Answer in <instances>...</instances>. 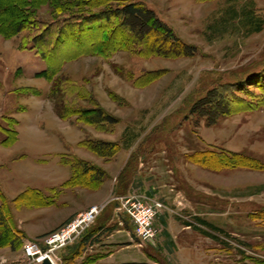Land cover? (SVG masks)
Wrapping results in <instances>:
<instances>
[{"label": "rangeland", "instance_id": "rangeland-1", "mask_svg": "<svg viewBox=\"0 0 264 264\" xmlns=\"http://www.w3.org/2000/svg\"><path fill=\"white\" fill-rule=\"evenodd\" d=\"M140 1L194 45L196 53L164 57L142 52L125 40L124 31L118 32L121 43L94 53L87 50L89 41L78 42L76 31L56 55L44 59L29 47L32 41L23 47L33 31L0 35V125L19 132L14 144L4 145L7 134L0 128V186L10 201L27 186L48 190L50 182L58 185L71 174L59 163L62 153L93 156L79 145L84 138L116 141L121 148L110 159L126 162L120 175L131 179L138 171L143 177L151 173L166 184L162 189L171 198L167 201L178 195L185 203L184 209L172 204L176 223H191L183 230L182 256L154 247V241L144 244L145 261L138 264L264 260V25L250 32L244 18L248 9L264 18V0ZM50 12L44 5L37 16L49 23ZM157 71L160 76L147 82ZM255 81L262 84H251ZM221 85L229 91L236 88L255 108L208 125L205 117L191 114L190 107L208 89ZM97 105L118 122L95 126L71 114ZM66 112L70 115L61 117ZM204 151L241 152L254 159L249 163L254 168L220 169L214 162L192 161ZM46 172L57 179L45 180ZM66 191L72 198L71 190ZM12 210L22 229L39 227L44 220L37 208ZM23 246L0 245V264H22ZM57 262L63 263L59 253Z\"/></svg>", "mask_w": 264, "mask_h": 264}, {"label": "trees", "instance_id": "trees-1", "mask_svg": "<svg viewBox=\"0 0 264 264\" xmlns=\"http://www.w3.org/2000/svg\"><path fill=\"white\" fill-rule=\"evenodd\" d=\"M114 1L0 0V35L9 38L24 30L33 31V35L26 37L28 39L26 43H23V47H27L29 41H32L29 47L35 48L44 59L50 58L51 54L56 55L62 42L75 36L76 31H78V42L89 41L87 50L93 49L94 53H99L105 45L115 47L121 43L118 40L119 31H124L125 40L142 52L155 53L164 57L193 56L196 53L197 49L194 45L186 43L177 36L173 29L143 1L118 0L116 5ZM44 5L50 7L52 20L49 23L40 20L37 16L38 10ZM10 8H13L14 12L9 13ZM250 10L248 9L244 16L246 27L250 32L262 30L264 18ZM160 74L158 71L154 72L146 81L151 82ZM46 77L51 78L48 75ZM251 84L259 86L262 83L255 81ZM230 86L234 87V85ZM260 87L264 88V85ZM229 90L226 85L211 87L192 103L190 113L205 117L207 124L211 125L220 117L255 108L253 103L247 102L244 97L234 91L236 88ZM71 114H75L79 121L95 126L113 125L118 122L116 116L98 105L73 109ZM67 115L70 114L61 113V117ZM0 128L7 134L2 140L4 145H12L18 140V130L1 125ZM79 145L105 160L113 157L121 148L120 143L116 141L95 138H84ZM192 161L205 165L214 162L216 164L214 167L220 169L231 166L254 168L249 164L254 159L241 152L207 153L204 151L193 155ZM61 162L71 169V177L63 183V186L98 188L107 178L103 168L77 154L62 153ZM0 200V245H10L14 248L23 246L22 240L26 238V233L17 226L12 207L39 208L52 203V200L46 198L38 188L32 187L24 189L10 201L0 186ZM113 204L116 206L118 201L113 200ZM198 220L210 224L205 219L198 217ZM252 264H264V260Z\"/></svg>", "mask_w": 264, "mask_h": 264}, {"label": "crops", "instance_id": "crops-1", "mask_svg": "<svg viewBox=\"0 0 264 264\" xmlns=\"http://www.w3.org/2000/svg\"><path fill=\"white\" fill-rule=\"evenodd\" d=\"M91 154L93 156L89 154L83 157L77 155L107 171V178L98 188L63 186V183L71 177V174L69 178L58 185H51L50 182L46 186V188L49 187L47 188L48 190H42L34 186L26 187L38 188L46 198L52 200V203L37 208L40 209V217L44 219L43 221L40 220L39 227L31 224L27 228L22 229L17 224L26 233L25 239L34 238L41 233L58 228L77 213L88 209L93 204L107 202L110 204L105 207L95 223L75 242L59 251L60 260L64 264H138L139 262H144V245H140L139 238L135 234L133 222L127 214H118L116 212V206H114L112 200L115 197L126 196L136 192L144 197L160 199L165 205V208L159 212L156 218L158 234L153 246L161 248L163 251L170 250L172 253L176 251V254L182 256L183 248L186 249L183 244L182 234L184 233L183 230L189 225L181 224L183 226L180 227L176 223L175 209L172 204H175L176 209H184L185 207V203L178 200V195L173 200L167 201L170 197H167V191L162 189L166 184L161 185L156 180V177L155 179L150 177L151 173H147V176L143 177L140 173L141 171H138L131 179H124L120 175V171L124 167L125 161H119V163L115 164L116 160L114 158L105 160L93 152ZM59 163L69 167L61 162V155L59 156ZM48 172H46L45 180L56 176L55 174L50 175ZM66 190H71L72 198L66 195ZM151 260L155 263L160 262L155 258H151Z\"/></svg>", "mask_w": 264, "mask_h": 264}, {"label": "built area", "instance_id": "built-area-1", "mask_svg": "<svg viewBox=\"0 0 264 264\" xmlns=\"http://www.w3.org/2000/svg\"><path fill=\"white\" fill-rule=\"evenodd\" d=\"M112 200L118 201L115 207L118 214L125 213L130 217L140 245L154 243L158 234L156 218L159 212L165 208L163 201L144 197L136 192L115 197ZM106 205L107 203L93 204L57 229L39 238L25 240L23 246L25 261L22 264H41L44 257H49L55 264H58L59 251L81 237L95 223Z\"/></svg>", "mask_w": 264, "mask_h": 264}, {"label": "water", "instance_id": "water-1", "mask_svg": "<svg viewBox=\"0 0 264 264\" xmlns=\"http://www.w3.org/2000/svg\"><path fill=\"white\" fill-rule=\"evenodd\" d=\"M41 264H55L49 257H44Z\"/></svg>", "mask_w": 264, "mask_h": 264}]
</instances>
